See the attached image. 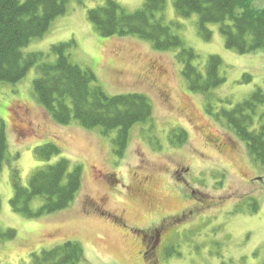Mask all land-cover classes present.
I'll return each mask as SVG.
<instances>
[{
  "label": "rangeland",
  "instance_id": "374dc122",
  "mask_svg": "<svg viewBox=\"0 0 264 264\" xmlns=\"http://www.w3.org/2000/svg\"><path fill=\"white\" fill-rule=\"evenodd\" d=\"M116 1L134 12L146 0ZM105 2L69 0L66 13L22 51L42 53L53 63V45L67 44L71 62L93 71L108 96L146 95L153 118L130 128L127 148L119 154L117 129L84 127L75 118L59 124L50 116L34 91L36 66L17 82L0 81V122L8 138L0 169V230L16 231L14 239L0 243V264H31L33 252L69 239L84 247L77 264H264V163L254 159L223 114L256 90L264 91V52L227 47L219 23L207 25L212 35L206 38L198 13L181 16L174 0H166L157 16L198 54V68L205 72L212 55L222 59L224 82L197 92L188 86L177 49L158 50L134 34L102 35L89 11ZM251 5L262 8L264 0ZM49 142L61 153L39 157L37 146ZM61 158L69 160L70 170L82 166L76 198L65 209L32 217L13 210L15 172L28 187L34 172ZM44 202L35 196L29 207L36 213ZM187 206L189 219L165 230L161 245L144 253L134 227Z\"/></svg>",
  "mask_w": 264,
  "mask_h": 264
},
{
  "label": "trees",
  "instance_id": "16d2710c",
  "mask_svg": "<svg viewBox=\"0 0 264 264\" xmlns=\"http://www.w3.org/2000/svg\"><path fill=\"white\" fill-rule=\"evenodd\" d=\"M68 1L0 0V81L17 82L36 66L39 75L34 80V91L50 116L59 124H67L75 118L84 127L100 126L104 132L117 129L114 141L117 152L123 154L130 128L136 123L152 120L154 108L151 100L136 92L108 96L93 71L71 62L65 43L53 45L57 55L53 63L42 53L24 55L22 51L32 38L43 36L57 16L66 13ZM251 1L174 0V4L181 16L198 13L199 26L206 38L212 35L207 25L219 23L227 47L241 53L264 52V7L254 8ZM165 6L166 0H146L140 9L127 12L116 0H106L105 5L91 9L89 16L104 36L134 34L152 41L158 50L177 49L189 88L201 93L210 92L225 80L220 71L221 57L210 56L205 72H202L197 66L199 56L194 49L186 46L172 27L157 16ZM223 114L228 126L246 143L254 159L264 163V91L256 90L232 109L223 110ZM185 133L182 130L184 141ZM7 150V130L2 121L0 169ZM36 153L41 158L51 159L61 153V148L49 142L37 146ZM14 176L12 209L30 217L65 209L83 184L82 166L76 165L70 170L66 158L34 172L28 187L21 185L17 171ZM35 196L45 199L36 213L29 207ZM15 237L14 229L0 230V243ZM83 259V245L69 239L40 253L33 252L31 264H77Z\"/></svg>",
  "mask_w": 264,
  "mask_h": 264
},
{
  "label": "flooded vegetation",
  "instance_id": "af4514ba",
  "mask_svg": "<svg viewBox=\"0 0 264 264\" xmlns=\"http://www.w3.org/2000/svg\"><path fill=\"white\" fill-rule=\"evenodd\" d=\"M178 171L179 169H174V171L172 172L174 176ZM177 180H182L185 184L190 185L185 177H180ZM148 181L149 176L145 175L144 182ZM188 190L190 191L191 195H194V197H196L197 191L196 189H194V187L189 186ZM187 211H189V213H192V210H190V208L187 206L182 208L181 210L168 212L159 217H156L144 227H134L142 235L141 242L142 245L144 244L146 249L144 253L149 252L151 254L161 245V243L163 242L162 235L165 230L166 232H168L176 228V226L174 225L188 220L189 216L187 214Z\"/></svg>",
  "mask_w": 264,
  "mask_h": 264
}]
</instances>
